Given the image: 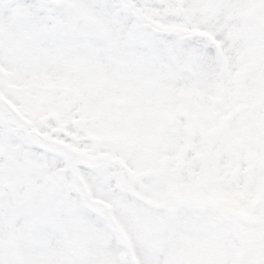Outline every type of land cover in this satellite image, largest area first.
<instances>
[{"label": "snow or ice", "instance_id": "1", "mask_svg": "<svg viewBox=\"0 0 264 264\" xmlns=\"http://www.w3.org/2000/svg\"><path fill=\"white\" fill-rule=\"evenodd\" d=\"M0 264H264V0H0Z\"/></svg>", "mask_w": 264, "mask_h": 264}]
</instances>
